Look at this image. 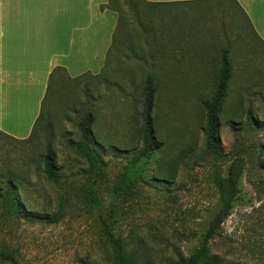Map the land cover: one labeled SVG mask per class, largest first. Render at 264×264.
Returning a JSON list of instances; mask_svg holds the SVG:
<instances>
[{
  "label": "rangeland",
  "instance_id": "1",
  "mask_svg": "<svg viewBox=\"0 0 264 264\" xmlns=\"http://www.w3.org/2000/svg\"><path fill=\"white\" fill-rule=\"evenodd\" d=\"M124 9L129 25L117 31L99 76L63 78L56 88L53 82L31 142L0 135V182L13 179L29 215L8 218L0 210V253L10 258L4 264H110L90 193L114 206L116 235L140 264H174L178 251L189 256L216 208L212 174L226 165L205 154L201 105L212 97L224 56L231 73L218 133L222 154L231 151L248 106L264 116V45L233 0L143 5L138 15ZM149 81L161 148L147 160L139 157L138 128ZM88 113L104 160L93 170L72 147ZM48 150L63 176L58 184L43 173ZM243 183L209 243L219 264H264V212L251 214L250 202L258 203Z\"/></svg>",
  "mask_w": 264,
  "mask_h": 264
},
{
  "label": "crops",
  "instance_id": "2",
  "mask_svg": "<svg viewBox=\"0 0 264 264\" xmlns=\"http://www.w3.org/2000/svg\"><path fill=\"white\" fill-rule=\"evenodd\" d=\"M154 5L204 0H145ZM264 45V0H234ZM107 0H0V135L31 136L49 79L97 76L105 67L117 13Z\"/></svg>",
  "mask_w": 264,
  "mask_h": 264
},
{
  "label": "trees",
  "instance_id": "3",
  "mask_svg": "<svg viewBox=\"0 0 264 264\" xmlns=\"http://www.w3.org/2000/svg\"><path fill=\"white\" fill-rule=\"evenodd\" d=\"M107 1L106 5L101 6V10L109 9L117 13L118 21L112 36L111 47L106 55L105 64L109 54H111L116 44L115 38L117 31H120V28L124 29L129 25L128 19L125 18L124 8L127 7L138 15L143 5H154L145 0ZM234 4L236 8L241 11L235 1ZM243 16L245 17L244 14ZM248 24L250 25L249 21ZM221 62L222 70L212 97L201 103L202 109L205 113V124L202 130L205 138V154L211 156L215 162L221 159H225L226 162L225 168L222 172L216 169L214 174H212L213 185L217 191L218 200L216 208L208 219L206 228L200 233L201 246L194 252L190 253L189 256H186L179 251L176 252V260L174 264H219L217 257L209 256V243L218 235L221 225L231 215L235 203L240 199L244 185L243 180L251 186L254 200L258 203V205L255 206L252 201L250 202L252 207L251 214L254 212H259L260 214L264 212V123L261 122L262 119H264V116L259 117L254 108L251 105L248 106L245 115V123L243 126H239L242 119L239 117L238 127L233 131L234 145L231 151H229L226 156L222 154L218 142V133L221 125L222 109L227 94L231 68L226 56L222 58ZM56 71H58V69L53 71L49 79L47 93L42 102L41 113L34 128L41 118L43 119L45 101L48 95L50 96V93H53L51 90L52 83L55 82V88L57 86L60 87V84L62 83V76L57 78L54 77ZM86 76L95 78L99 75H83L82 77L71 81H77ZM143 91L144 97L138 128L140 141L142 143L139 157L148 160L160 150L161 145L157 141L155 117L153 115L156 102V91L150 81L146 83ZM45 120L46 118H44V122ZM93 122V115L91 113L86 114L78 125L80 133L79 141L72 145L74 152L79 157L86 160L92 170L103 166L102 164L104 163V160L100 155V141L91 131ZM230 122L236 124L233 120ZM42 132H45L44 128ZM32 133L26 140H14L6 136L3 137L20 143H29L32 141ZM42 164L46 180L53 184H58L63 176L59 174V169L56 165V158L51 150H48L47 153L43 155ZM89 201L91 208L97 215L102 235L109 246V253L111 255L110 264H140L137 255L128 251L122 239L116 235L114 230L116 224L114 206L111 205L109 208L104 207L102 200L95 193L89 194ZM25 209L26 206L18 196V185L14 183L13 179L8 177L5 182H0V210L2 214L8 218L25 219L29 217L27 214L28 212H26ZM5 259L10 258L4 256L1 252L0 264H4Z\"/></svg>",
  "mask_w": 264,
  "mask_h": 264
}]
</instances>
